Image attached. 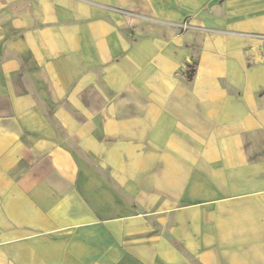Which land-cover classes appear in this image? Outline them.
Listing matches in <instances>:
<instances>
[{"label":"crops","instance_id":"1","mask_svg":"<svg viewBox=\"0 0 264 264\" xmlns=\"http://www.w3.org/2000/svg\"><path fill=\"white\" fill-rule=\"evenodd\" d=\"M0 264H264V0H0Z\"/></svg>","mask_w":264,"mask_h":264},{"label":"built area","instance_id":"2","mask_svg":"<svg viewBox=\"0 0 264 264\" xmlns=\"http://www.w3.org/2000/svg\"><path fill=\"white\" fill-rule=\"evenodd\" d=\"M180 28L186 30V29H190L192 27V25L189 23V22H183V23H180L178 25Z\"/></svg>","mask_w":264,"mask_h":264}]
</instances>
